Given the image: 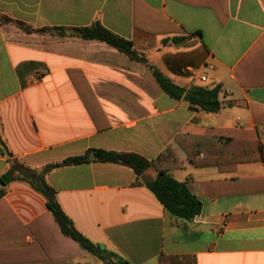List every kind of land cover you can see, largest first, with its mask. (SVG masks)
I'll use <instances>...</instances> for the list:
<instances>
[{"label":"crops","instance_id":"1","mask_svg":"<svg viewBox=\"0 0 264 264\" xmlns=\"http://www.w3.org/2000/svg\"><path fill=\"white\" fill-rule=\"evenodd\" d=\"M0 16L14 21L0 22V124L13 154L0 151V177L11 159L42 169L103 149L151 160L173 145L186 166L171 175L203 183L192 220L142 183L152 167L138 176L89 161L45 178L77 229L131 264H264V162L198 167L175 142L215 127L264 142V0H0ZM96 21L176 84L220 86V111L171 97L148 64L105 42L54 29ZM0 186V264H104L62 234L43 194L19 180Z\"/></svg>","mask_w":264,"mask_h":264},{"label":"trees","instance_id":"2","mask_svg":"<svg viewBox=\"0 0 264 264\" xmlns=\"http://www.w3.org/2000/svg\"><path fill=\"white\" fill-rule=\"evenodd\" d=\"M0 22H14L9 17L0 16ZM25 31L33 29L21 22H15ZM57 32L65 31L72 36H78L86 40H98L109 44L119 51L127 54L129 58L148 64L146 57L140 53L132 41L112 32L100 21L85 27L62 28L55 27ZM182 40L183 37L176 38ZM156 80L162 89L171 97L185 99L194 108H201L207 112H218L222 103L220 100V86L208 88L204 86L183 87L176 84L154 65L148 64ZM175 142L186 153L187 160L195 166H217L222 171L234 170L238 164L246 162H264V142L257 138L252 129L245 128H210L202 135L180 133ZM0 151L3 155L12 158L13 154L3 137L0 124ZM199 153L203 156L199 157ZM12 166L7 173L0 177V182L7 185L12 181H23L31 185L35 190L43 194L47 200L49 213L53 216L62 234L76 241L80 247L90 255L104 262V264H131L123 256L116 252L101 248L86 237L67 215L61 206L56 190L47 182L45 176L53 169L61 166L79 164L89 161L112 162L132 167L138 176H141L149 168H154L157 175L154 178H146L144 183L153 192L156 198L173 215L185 220H192L202 210L200 196L203 194L201 182L187 180L179 181L171 175L172 170L186 166L178 151L173 145L167 146L156 158L147 159L132 152H117L103 149H91L87 153L68 158L62 162L49 164L42 169H32L20 163L17 159H11ZM140 183V181H139ZM4 189L0 186V198L4 195Z\"/></svg>","mask_w":264,"mask_h":264},{"label":"built area","instance_id":"3","mask_svg":"<svg viewBox=\"0 0 264 264\" xmlns=\"http://www.w3.org/2000/svg\"><path fill=\"white\" fill-rule=\"evenodd\" d=\"M205 79H206V77H203V80H205ZM258 135H259L261 140H264V129L260 130L258 132Z\"/></svg>","mask_w":264,"mask_h":264},{"label":"water","instance_id":"4","mask_svg":"<svg viewBox=\"0 0 264 264\" xmlns=\"http://www.w3.org/2000/svg\"><path fill=\"white\" fill-rule=\"evenodd\" d=\"M101 248H104V246L102 245Z\"/></svg>","mask_w":264,"mask_h":264}]
</instances>
